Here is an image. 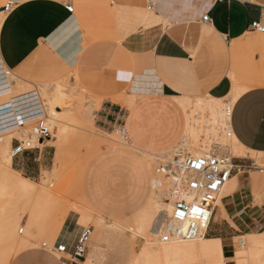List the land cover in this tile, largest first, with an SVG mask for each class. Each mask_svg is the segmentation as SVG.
Returning <instances> with one entry per match:
<instances>
[{"label":"crops","instance_id":"obj_1","mask_svg":"<svg viewBox=\"0 0 264 264\" xmlns=\"http://www.w3.org/2000/svg\"><path fill=\"white\" fill-rule=\"evenodd\" d=\"M67 6L75 9L74 0H18L0 26V60L18 80L31 85L58 83L74 70L98 73L101 78L118 75L127 87L131 84L126 95L119 99L110 95L94 115L100 131L111 132L125 124L133 151L105 150L98 157L88 171L85 200L97 215L132 213L121 221L130 220L154 192L156 176L150 157L170 153L183 143L185 111L178 101L231 95L229 57L251 45L247 36L253 33L252 23L264 24V0H103L100 5L96 0H83L73 14ZM145 10L155 14L143 17L142 23L148 20L152 25L145 27L136 20L135 32L116 31L105 22L118 12L130 15ZM207 13L210 21L204 23L202 17ZM128 22L132 26L130 17ZM198 23L208 33V45L202 49L197 41L185 40L184 34L180 41L169 32L174 24L181 28L195 24L192 29L200 32ZM255 61L257 55L252 60L253 69L257 68ZM246 85L251 87L237 88L242 93L232 106L230 131L243 151L264 156V86ZM13 143L17 145L16 140ZM35 151L39 153L34 158L40 163L39 171L52 163V149H46L44 156L42 149ZM35 151L25 154L29 157ZM19 167L17 171L25 170L24 164ZM252 172H233L208 231L210 239L221 241L228 259L238 232L242 237L264 233V178L256 182ZM76 213L80 224L81 214ZM107 232L100 230L102 237ZM36 254L26 253L19 262L32 260ZM40 258L59 264L45 253ZM88 261L84 264H101L94 262L93 251Z\"/></svg>","mask_w":264,"mask_h":264},{"label":"rangeland","instance_id":"obj_2","mask_svg":"<svg viewBox=\"0 0 264 264\" xmlns=\"http://www.w3.org/2000/svg\"><path fill=\"white\" fill-rule=\"evenodd\" d=\"M8 1L9 0H0V17H3L4 19L7 16V13H3L2 8ZM80 1L83 0H74L76 12H78L77 7ZM92 1L95 0H90V3H92ZM96 1L99 2L100 5L102 4L103 0ZM92 6L93 4H90V7ZM153 13L154 12L150 10H145V12L142 13L139 11H133L130 15H121V13L118 12L116 15H114L115 17L113 19H108L105 22L108 23V25L112 24L113 29H115L116 31L130 32L132 30L133 32H135L137 31L136 20L138 22L139 20L143 19V17L145 18V16H147L148 14L152 15ZM129 17L132 19V26L130 25V22H128ZM157 20H160L161 22L162 17L157 18ZM138 23L143 24L142 20ZM143 25L145 27H148L152 24L149 25L147 20L146 23L144 21ZM166 25L171 27V24L169 23H166ZM190 26L191 27L189 28L190 30H192V28L196 25L192 24ZM106 29L108 30L109 28ZM197 29L202 33L200 34V37L198 38L196 44L199 49H202L204 45H208L206 42V36L208 35V33H205V26L202 24L198 23ZM173 30V27L170 28V34L175 38H178L180 41H183L181 35L179 34V31ZM85 31L88 33L89 29L85 27ZM247 38L251 40V45H249L243 53L235 55L233 57H229V70L231 73L230 77L233 81V90L231 95L226 99H215L209 97L208 95H202L201 97L195 99L178 101L179 105L183 108L187 116L191 117L195 113L194 111L195 108H197L196 106L201 102L208 104L213 102L216 106H218V108L224 107V109L229 112V108H232L233 101L235 102V98L237 97V88L251 87L246 85L247 83H251L252 85L256 86H264V35L253 32L252 34L248 35ZM188 39L192 40V37L186 38L185 40ZM256 55L257 61H255V64L257 65V68L253 69L252 60L254 61ZM7 70L8 69L5 66L0 65V116L2 117H0V123L3 122L2 119L5 116V118L7 117L8 121L6 120L7 123L5 124L1 123L2 127L5 129L8 127L14 128V126L16 125L14 122H12V117H10V115L12 114L11 111H13V116L16 115L18 117L19 127L18 129L16 128L10 132L0 134V148H4L3 143L10 137L12 138L11 146L9 147V151L11 152L16 146V143H13L15 140L23 141L29 137L36 120L42 116L40 112L41 107L37 101L38 94H41L42 96V93L45 92L53 95L57 89H60L64 90L63 92H65L66 95L68 94V97H66L68 99L65 98L66 100L64 105L66 107L59 106L58 109L56 108V110L61 112L59 116L61 118H66L63 123L64 126H61L62 124L60 125L62 130L65 127V131H63L64 133H62L64 135L60 134L62 132L61 130V132H58V129H60L59 126L54 125L51 127L49 125L52 133V139L50 141H47L45 146L41 147V149L43 150V156L46 149L47 151H50V149H52V153L54 156L52 163L47 164L39 171L38 169L40 168V163L34 162V158L39 154L37 152L36 155V151L29 157L24 154L20 158H13L12 160L11 166L16 171L20 169V163L24 164L25 170L18 171L21 176H23L24 178H26L27 176L35 177L31 180L35 184V191L34 194L30 197V200L26 203V200L23 199V194L20 191H8L9 188L7 189V185L5 186V184H3L4 181L0 176V181H2L0 182V187L1 183L3 185L2 191L0 188V214L3 212L4 207L11 208L12 210L14 209L13 211L21 219L19 225L16 228V230H18V235L20 234V228H24V232L27 231L26 225L27 223H29V215L32 207H34L35 209H39L40 207L39 213L41 214L42 218L46 216L45 218H43L46 221L44 223L43 219L41 221V226H44L45 228V235L44 232L40 230V227L37 223H30L31 227L29 231L31 232V234H29V239L31 241V247L28 248L29 250L24 249L17 252V246L15 247V245H11L12 243L9 244L3 241L4 238L1 234V231L0 264H52L50 262H46L45 259L40 258L42 253L47 254L49 257L59 263L57 256L51 255L42 250V245L43 243L51 244L49 241L47 242L46 237L51 234L50 231L52 230V228L50 227L51 225L49 226V224H52V218L57 214L59 215V213H61L64 209L70 207H76L81 211L88 213V219L85 222L81 221L79 224V215L74 211H70L62 229L57 235V239L71 237V240L73 241L82 228H91L93 230V233L86 260L88 259V257L92 256L93 251V258L95 263L136 264V262H138V264H143L144 259L142 252L147 247H149L148 244L144 243L145 240H143L141 237H134L133 232H130L129 230H126L122 227V229L118 226L116 227V225L113 224V222L115 221L112 220H125L129 218L132 213L128 215L122 214L117 216L112 214H104L99 211L100 213L98 214L100 216L96 213V215L93 213L89 214L90 211L86 209L84 202V200L88 201L86 196L88 171L94 165L98 157L105 150L133 151L131 142H125L122 139L117 127L114 131L111 132H104L97 129L95 125L96 118L94 115L101 103L105 99L109 98L110 95H117L115 96L116 99H119L122 95H126V92L130 91L131 84L129 83L127 87L125 83L120 82L118 75L110 77V75L108 74V76L101 78L98 73L90 72V74L84 71L74 70L72 74H70V76H68L63 81H59L58 83H52L50 85H31L18 80V78H16V80H9ZM97 78L101 79L96 80ZM13 97H15V100L22 99V103L13 105L11 107V110L9 108L11 106L10 100ZM226 101H232L231 106L228 105ZM44 103H47V100H45V98ZM128 103L129 105H131L133 102ZM5 104L8 106V108H4L6 107ZM208 106L200 113L201 116H199L201 117V121L198 122L200 123L202 132L200 134V137L198 138V141H192V143L191 141H187L188 143L183 142L180 143L178 147L185 148L193 155H197L195 154V151L200 148V144H207L210 146V148L205 149L206 151L200 149L199 152L210 153L218 150L217 153H219L220 155H227L228 157L232 158L236 165L249 167L250 165L254 164L255 167L259 168L253 169L251 176L256 180V182L260 178H264V173H261L260 171L261 168H264V156L255 155L253 153L240 151L239 149H237L235 144L233 143V137L228 135L231 134L229 125L222 126V129L219 130L221 135L217 134L218 137L213 135L211 130L205 131L202 128L210 127L211 123L208 122L210 118H212L211 114L213 113V111H215L213 108H209ZM227 122L229 123V120H227ZM47 123L49 124L48 119ZM25 126H27V130L24 128ZM212 137L217 138V140L215 138L213 139ZM221 144H225V147L223 148ZM172 152L173 151L166 154L165 156H170ZM163 157H150V165L154 170L158 166V164L163 161ZM1 175L2 177H4L6 173H1ZM7 175L10 178L11 174L9 175L7 173ZM157 176L159 175L156 174L155 180L157 179ZM166 178L168 177H163L164 182L166 180L168 181V179ZM154 184L156 185V187H154V192L151 198L156 201L160 200L161 202H166L165 197L162 194L163 188H165V186H161L163 188H159V183L155 182ZM228 188L229 186L227 185L224 192L228 190ZM120 189L121 186L117 187V193H120ZM43 190H47V192L51 194L50 196H52L50 198L54 200L52 201L50 199L48 201H45L44 204L42 202L43 205L41 206L40 201L46 199L44 197L42 198L40 195ZM41 198L43 200H41ZM52 202H55L54 206L51 204ZM45 204H48V207ZM8 205L11 207H9ZM50 205H52L53 208L56 207V209H49L52 208V206ZM43 207H45L47 211H45ZM58 207L60 209L59 212H57ZM4 214L5 212L3 213V215H0V223L3 222L1 221V216L3 217ZM47 214L49 216H47ZM48 217L50 220L46 219ZM130 222L131 221L121 223L129 224ZM45 225L47 226V228ZM1 226L2 224H0V229L2 228ZM102 229H106L108 231V234H104L103 237L100 234V230ZM123 229L125 231H123ZM22 234L25 235L26 233H21V236H23ZM36 235L38 236L36 237ZM235 236L236 237L232 240L233 254H231V259L225 257L224 261H220L221 264H264V250L262 248L248 246L237 252V249L241 246V244L246 245L248 240H264V233L251 234L242 237V233L238 232ZM94 237L96 238L95 240L98 243L96 251L94 250ZM209 237L210 235H207V238ZM236 238L238 239L236 240ZM244 241L246 243H244ZM11 246H13V248ZM4 247H8V250L6 248L4 249ZM26 253L37 254L32 260L19 262V259ZM2 257H4L6 261H4ZM190 261L185 262V264H211V261L208 258L202 256L196 258V260H192V263Z\"/></svg>","mask_w":264,"mask_h":264},{"label":"bare ground","instance_id":"obj_3","mask_svg":"<svg viewBox=\"0 0 264 264\" xmlns=\"http://www.w3.org/2000/svg\"><path fill=\"white\" fill-rule=\"evenodd\" d=\"M3 21H4V18L0 17V26H1ZM172 27L174 28L173 31H179V34L181 35V37L184 34V39L192 37V41L193 40L197 41L198 38L200 37V34H201V32H197L196 30H193V29L190 30L189 27H191V26H189V25L188 26H184V28H181V26H176L174 24V25H172ZM188 40L190 41V39H188ZM0 65H3L1 60H0ZM7 74L9 75V80H16L15 75L12 74L11 71L7 70ZM142 89H143V87H142ZM63 91L64 90L57 89L56 92L53 95H50L48 93L43 92L42 96H41V94H38V100H37L38 103L40 104V107H41L40 108L41 115L45 116L49 120V125L51 127L54 126V125L55 126L56 125L59 126L60 129H58V132L60 130L62 131V132L60 131L61 132L60 134L64 133L63 131H65L64 130L65 127L62 130L61 126H64L63 123H64V120L66 118H61L59 116L61 114V112L56 110V108L58 109L59 106H61V107L65 106L64 105L65 100L68 99V98H66V97H68L67 96L68 94L66 95V93L63 92ZM241 93H242V90L238 89L236 96L238 97ZM43 97L45 98V100H47V103H44V98ZM236 98H235V100H236ZM21 100L22 99L15 100V97L11 98V100H10L11 106L9 108L12 110L11 107L13 105H17V104L22 103ZM226 103L231 106L232 101H226ZM233 104H234V101H233ZM208 105H210V106H208ZM5 106L6 107H4V108H8V106L6 104H5ZM207 106L209 108H213L215 111H213V113L211 114L212 118H210L209 122L206 121L208 123H211L210 127H202L205 131L211 130L212 134L215 135L216 137H218L217 134L221 135L219 130L222 129V126L223 125L224 126L225 125H229L227 120H230V113H231V110H232L231 107L229 108V112H228V111H226L224 109V107L218 108V106H216L215 103H213V102L210 103V104L201 102V103H199L196 106L197 108H195V111H194L195 113L191 117L187 116L185 114L186 130H185V134H184V138H183L182 142L188 143L187 141H191V143H192V141L193 142L194 141H198V138L200 137V134L202 132L201 131V127H200V123H199L201 121V117H199V116H201L200 113L203 110H205V108ZM11 112H12V114L10 115V117H12V122H14L16 126H14V128L13 127L12 128L8 127L6 129L3 128L1 123L5 124L8 121L7 117L5 118V116L3 115L4 116L3 119H2L3 122L0 123V134L1 133L10 132V131H12V130H14L16 128L18 129V127H19L18 117L16 115L13 116V111H11ZM26 127L27 126H25L24 128L26 129ZM62 135H64V134H62ZM230 136H232V133L230 134ZM232 137H233V143L235 144L236 148L239 149L240 151H243V149L238 144V142L236 141L234 136H232ZM215 139L217 140V138H215ZM11 142H12V138L9 137L3 143L4 148H0V176L3 179V181H4L3 184H5V186L7 185V189L9 188L8 191L13 190L15 192H18V191L22 192L23 199L26 200L25 202L27 203V201L30 200V197L34 194L35 184L30 179L24 178L23 176H21V174L18 171H16L15 169L12 168L11 165H12L13 156H12V151L11 152L9 151V147L11 146ZM45 144H43L41 147L45 146ZM222 146L224 148L225 144L222 145ZM198 147H199V145H198ZM208 148H210L209 145H207V144H202L201 145L200 144V148L199 149L196 148L198 150V151L197 150L195 151L196 152L195 154H197L196 156L207 155L208 153L199 152V150L200 149L205 150V149H208ZM217 151H213V154L219 156L220 154L217 153ZM165 155L166 154H164V155H162L160 157H163ZM151 171L156 176V174L154 173V169L153 168H152ZM1 173H6L5 176H7V177H5V176L2 177L3 174L1 175ZM7 173L9 175L11 174L10 178L8 177ZM163 177H165V176H163ZM163 177L157 176V179L154 181V183L155 182L159 183L160 184L159 188L161 186H165V188H163V187H161V188H163L162 194L165 197V201L166 202H161L160 200L156 201V200L151 198L149 200V202L145 205V207L141 211H139L136 215H134L130 220L116 221L113 224H115L116 227L117 226L119 228L122 227V228H124L126 230H129L130 232H133L134 233V237H136V236L137 237H141L143 240H145L144 243H147L149 247H147L142 252L143 259H144L143 260V264H185V262L190 261V260L191 261L192 260H196V258L201 257V256L208 258L211 261V264H221L220 261H222V260L224 261L225 260V256H224V251H223V248H222L220 240H215V239H210V238H207V237H203V238H200L198 240L191 241V242L173 241V242H170V243H167V244H163V243L159 242L160 233L163 232V230L165 228V225L168 224V219L171 216L173 203H174V200H175V196H174L173 192L169 191L170 190V188H169V186H170L169 178H166V179H168V181L166 180L167 182L166 181L164 182ZM229 181L225 185V187L223 188V190L221 192V195H220V197H219V199L217 201V203H218V205L220 207H221V200H222L223 196L225 195L224 190H225L227 185L228 186L231 185V183H229ZM0 182H2V181H0ZM2 186L3 185L1 183V187H0L1 191L3 190ZM154 187H156L155 184H154ZM13 194H15V193H13ZM40 195H41L42 198L43 197L46 198L44 200L41 198V200H43V201H40L41 202V206L45 203V201H48L50 199L52 201L54 200V199L50 198L52 196H50L51 194L48 193L47 190H43ZM167 199H170V202ZM42 202H43V204H42ZM84 202H85L86 209H88L90 211V212L88 211L89 214L90 213L91 214L92 213L95 214L93 209L90 208V206L86 203L85 200H84ZM51 204L54 206L55 202L54 203L52 202ZM38 205H40V204H38ZM52 205H50V206H52ZM46 206L48 207V204ZM53 206H52V208H49V209H54V208L56 209V207L53 208ZM9 207H11V206H9ZM45 207H43V208L45 209V211H47ZM7 208L8 207H6V208L4 207L3 212L1 213L3 215V213L5 212L4 216L3 217L1 216V221H3V222L0 223V224H2V226H1L2 230L0 229V233L2 231L1 234L3 235V238H4L3 241L4 242L9 243V244L12 243L11 245H13V246L15 245V247L17 246V248H16L17 252L22 251L24 249H28V248L31 247V241L29 239V236H30L29 234H31V232L29 231V229L31 227L30 223H32V222L35 223V224L37 223L39 225V227H40V230L42 232H44V235H45V231H44L45 228H44V226H41V224H42L41 221L46 216L42 218L41 214L39 213L40 212V210H39L40 207H39V209H35L34 207H32V209L30 210V215H29V223H27V225H26L27 226V231L24 232V228L23 229L20 228L19 229V232H20L19 235L17 234L18 230H16V228L19 225V222H20L21 219L13 211L14 209L12 210L11 208H8V209ZM5 209H6V211H5ZM59 210L60 209L58 207V211L57 212H59ZM71 210H74V211L80 213L82 221H84V222L87 221L88 213H85V212L81 211L80 209H78L76 207H70V208L64 209L61 213H59V215L57 214L53 218L50 217V218H52V221H51L52 224H49V226L51 225L50 227L52 228V230L50 231L51 234L48 233L50 235L46 237L47 238V242L48 241H52V240L55 241V238H56L58 232L60 231L63 223L65 222V219H66L69 211H71ZM47 216H49V215L47 214ZM46 219L48 220L49 217L46 218ZM45 221L46 220H44L43 223ZM127 221H131V222L129 224H122L121 223V222H127ZM46 228H47V226H46ZM124 229H123V231H125ZM21 233H24V234L26 233V234L25 235L22 234L23 236H21ZM37 236L38 235H36V237ZM238 238H236V240ZM132 239H134V238H132ZM244 243H246V242L244 241ZM13 246H11V247L13 248ZM248 246L259 247V248H262L264 250V240H260V241L248 240L246 245L245 244L244 245L241 244V246L237 249V252L242 250V249H244V248H246V247H248ZM5 248L8 250V247H4V249ZM234 251H236V250H234ZM2 258L4 259V257H2ZM4 261H6V259H4ZM87 261H88V259H87ZM136 264H138V262H136Z\"/></svg>","mask_w":264,"mask_h":264},{"label":"built area","instance_id":"obj_4","mask_svg":"<svg viewBox=\"0 0 264 264\" xmlns=\"http://www.w3.org/2000/svg\"><path fill=\"white\" fill-rule=\"evenodd\" d=\"M17 6L18 0H9L2 11L9 14ZM67 10L73 14L75 9L74 6H67ZM202 21H210L208 13L202 17ZM250 29L264 35V24L261 21L252 23ZM117 129L122 139L129 142L125 124L119 125ZM51 139L52 133L47 119L41 116L36 120L27 139L16 140L17 145L12 150V156L15 158L29 151L40 150L41 146ZM162 160L154 173L169 178V191L175 196L168 224L159 236V242L163 244L173 241L191 242L207 237L217 201L233 172L259 168L254 164L249 167L236 165L227 155L217 156L213 152L196 156L182 147L176 148L170 156H165ZM260 171L264 173V168ZM213 184L216 186L212 187ZM167 200L170 202V199ZM193 209L197 211L193 213ZM180 212L184 213L183 217L177 215ZM204 215H207V221L203 219ZM92 233L91 228H82L73 241L71 237L58 238L52 244L43 243L42 250L57 256L60 264H84Z\"/></svg>","mask_w":264,"mask_h":264},{"label":"snow or ice","instance_id":"obj_5","mask_svg":"<svg viewBox=\"0 0 264 264\" xmlns=\"http://www.w3.org/2000/svg\"><path fill=\"white\" fill-rule=\"evenodd\" d=\"M197 167H199V165H197ZM215 186H216L215 184L212 185V187H215ZM196 211H197V209H193V213H195ZM177 215H179L180 217H183V216H184V213H183V212H180V213H178ZM203 219H204L205 221H207V219H208L207 215H204V216H203Z\"/></svg>","mask_w":264,"mask_h":264}]
</instances>
